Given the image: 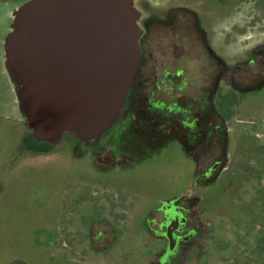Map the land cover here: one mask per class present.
I'll use <instances>...</instances> for the list:
<instances>
[{"label":"rangeland","instance_id":"obj_1","mask_svg":"<svg viewBox=\"0 0 264 264\" xmlns=\"http://www.w3.org/2000/svg\"><path fill=\"white\" fill-rule=\"evenodd\" d=\"M28 1L0 0L4 45ZM159 1L132 6L144 22ZM180 1L202 7L208 86L156 88L173 42L151 38L122 105L89 143L36 140L19 87L0 84V264H264V4ZM172 96L193 113L204 101L192 127L154 112Z\"/></svg>","mask_w":264,"mask_h":264},{"label":"water","instance_id":"obj_2","mask_svg":"<svg viewBox=\"0 0 264 264\" xmlns=\"http://www.w3.org/2000/svg\"><path fill=\"white\" fill-rule=\"evenodd\" d=\"M132 0H31L14 12L9 65L33 137L100 136L123 103L139 57Z\"/></svg>","mask_w":264,"mask_h":264},{"label":"flooded vegetation","instance_id":"obj_3","mask_svg":"<svg viewBox=\"0 0 264 264\" xmlns=\"http://www.w3.org/2000/svg\"><path fill=\"white\" fill-rule=\"evenodd\" d=\"M161 6L150 7L151 12L148 15L146 21L140 20L141 15L137 18V25L139 27V51L142 53L144 49V42L147 41L154 45L151 38L159 37L157 40H161L164 36L170 37V57L164 55L162 59L158 61V72L159 78L155 84L156 88L168 87L170 90L178 88L181 92L184 89L190 87H207V75L203 73L207 63V52H208V30L206 28L205 21L203 19L202 7L200 4L192 5L185 3L180 0H162L159 1ZM251 2V5L255 6L257 2ZM261 3L264 4L263 0ZM149 8V7H148ZM155 8V10H154ZM149 10V9H148ZM175 40L177 42H175ZM159 42V41H158ZM157 44V43H156ZM155 44V45H156ZM194 49V54L193 50ZM219 57L215 56V60L218 65ZM143 60V58H142ZM146 61L145 59L143 60ZM171 61V63H170ZM195 61V64L192 62ZM220 65V64H219ZM144 64L141 63V59L138 65V78L144 76L143 68ZM142 67V68H141ZM145 67V66H144ZM194 69L196 72L195 77H191L189 72ZM205 85H202L203 80ZM222 77L212 79V86L217 87L221 83ZM202 94V93H201ZM182 98V95L179 98ZM185 97V96H184ZM179 98L172 96V103H166L165 101L155 100L154 101V112L156 114L165 113L179 116L178 121L180 126L183 128L192 127V123L187 125V119L191 121V118L196 120L202 113V107L204 101H199L198 108L195 109V113L192 111V102H182ZM186 99V97H185ZM204 99V98H203ZM157 121V130L165 125L164 123Z\"/></svg>","mask_w":264,"mask_h":264},{"label":"crops","instance_id":"obj_4","mask_svg":"<svg viewBox=\"0 0 264 264\" xmlns=\"http://www.w3.org/2000/svg\"><path fill=\"white\" fill-rule=\"evenodd\" d=\"M10 82H12L13 84L19 87V93L21 94L22 97V86L17 81L14 71L9 65L5 45L3 44V42L0 41V84L3 83L7 85V83L9 84ZM26 128L30 131L29 129L30 127L28 128L26 125Z\"/></svg>","mask_w":264,"mask_h":264},{"label":"trees","instance_id":"obj_5","mask_svg":"<svg viewBox=\"0 0 264 264\" xmlns=\"http://www.w3.org/2000/svg\"><path fill=\"white\" fill-rule=\"evenodd\" d=\"M212 136H215V134L212 135ZM219 141H220V144L222 146V150L225 149V145H226V136H225V134H222L221 140H219ZM43 143H45V142H43ZM45 144H48V143H45ZM194 160H195V163H196V166H197L196 177H197V180H198V171H199V168H198V163L196 162V159H194Z\"/></svg>","mask_w":264,"mask_h":264}]
</instances>
